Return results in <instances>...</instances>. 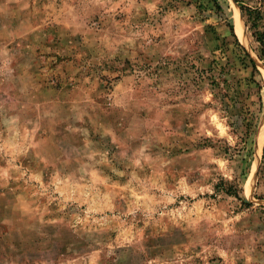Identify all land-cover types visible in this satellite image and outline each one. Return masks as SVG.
Masks as SVG:
<instances>
[{
  "label": "rangeland",
  "instance_id": "374dc122",
  "mask_svg": "<svg viewBox=\"0 0 264 264\" xmlns=\"http://www.w3.org/2000/svg\"><path fill=\"white\" fill-rule=\"evenodd\" d=\"M238 1L264 34V0H0V264H264Z\"/></svg>",
  "mask_w": 264,
  "mask_h": 264
},
{
  "label": "trees",
  "instance_id": "16d2710c",
  "mask_svg": "<svg viewBox=\"0 0 264 264\" xmlns=\"http://www.w3.org/2000/svg\"><path fill=\"white\" fill-rule=\"evenodd\" d=\"M238 4L241 6L242 10L244 11V13L249 17V19L252 21V25H253V29H257V24L256 21L261 19V14L259 11L257 10H253L251 8L245 7L244 5H242L241 2L238 1ZM230 30H231V35H233V37L236 39V41L238 42V39L236 37V35H234V27L232 25H230ZM255 36L257 37L258 42L261 43L262 45V54L264 57V34L263 33H259L257 30L255 31ZM239 43V42H238ZM239 46H241V48L243 49V51L245 52L244 47H242V45L239 44ZM248 56V54H247ZM249 57V56H248ZM250 62L253 65V69L256 70L255 67V63L252 59H250ZM217 85L220 86V89H222L221 94L224 97V99L226 101L229 102H233L235 104V106L237 104H239V94L240 92L235 88V85L232 84L231 82L224 80L222 81V84L218 83ZM229 106V105H228ZM241 113L244 111L243 108L240 109ZM250 125H247V127H249Z\"/></svg>",
  "mask_w": 264,
  "mask_h": 264
},
{
  "label": "bare ground",
  "instance_id": "6f19581e",
  "mask_svg": "<svg viewBox=\"0 0 264 264\" xmlns=\"http://www.w3.org/2000/svg\"><path fill=\"white\" fill-rule=\"evenodd\" d=\"M235 24H236L237 31H238L239 33H241L240 23H239V21H238L237 19H235ZM260 139H261V138H260Z\"/></svg>",
  "mask_w": 264,
  "mask_h": 264
}]
</instances>
